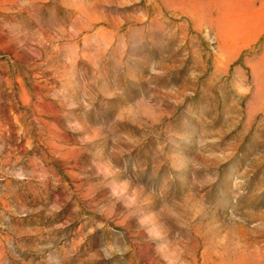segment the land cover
I'll use <instances>...</instances> for the list:
<instances>
[{
  "label": "rangeland",
  "instance_id": "rangeland-1",
  "mask_svg": "<svg viewBox=\"0 0 264 264\" xmlns=\"http://www.w3.org/2000/svg\"><path fill=\"white\" fill-rule=\"evenodd\" d=\"M0 264H264V0H0Z\"/></svg>",
  "mask_w": 264,
  "mask_h": 264
}]
</instances>
